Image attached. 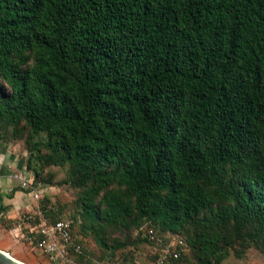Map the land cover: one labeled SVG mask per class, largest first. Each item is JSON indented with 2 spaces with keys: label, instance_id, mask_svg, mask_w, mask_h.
<instances>
[{
  "label": "trees",
  "instance_id": "obj_1",
  "mask_svg": "<svg viewBox=\"0 0 264 264\" xmlns=\"http://www.w3.org/2000/svg\"><path fill=\"white\" fill-rule=\"evenodd\" d=\"M19 140L35 183L66 169L75 211L46 214L75 219L81 259L153 246L146 222L183 240L170 264L264 254V0H0Z\"/></svg>",
  "mask_w": 264,
  "mask_h": 264
},
{
  "label": "built area",
  "instance_id": "obj_2",
  "mask_svg": "<svg viewBox=\"0 0 264 264\" xmlns=\"http://www.w3.org/2000/svg\"><path fill=\"white\" fill-rule=\"evenodd\" d=\"M11 177L18 189L27 191L36 201L41 199L40 184L34 182L31 173L20 170L13 172ZM50 209H53L51 205L38 203L32 211L19 215L15 223L22 232L23 241L31 250L43 252L52 264H95L80 258L82 244L76 238L75 219L67 216L52 221L46 214ZM139 230L156 250L150 264H170L171 259L180 256L184 244L181 238L161 237L149 222L144 223Z\"/></svg>",
  "mask_w": 264,
  "mask_h": 264
},
{
  "label": "rangeland",
  "instance_id": "obj_3",
  "mask_svg": "<svg viewBox=\"0 0 264 264\" xmlns=\"http://www.w3.org/2000/svg\"><path fill=\"white\" fill-rule=\"evenodd\" d=\"M11 143L20 144L21 150L23 149L25 151L27 157V150L22 140ZM24 170L27 171L26 169ZM43 170L45 173L52 174V184L49 186H43L41 199L47 201V204L51 205L53 209H61L65 216L73 213L76 208V191L68 184L62 182L66 176V169L51 165L45 167ZM135 234H137V231H135ZM8 236V233L0 227V248H5L11 253H15L17 252V245H15L16 242L11 236L10 239ZM39 251V249H35V253L38 255L41 254ZM155 251L156 250L152 245L139 243L118 251L110 260V264H150L154 258ZM28 258L31 262L35 263V257L33 254L29 253ZM28 258L25 257L24 259L27 260ZM221 264H264V254L255 249H251L240 258L230 254Z\"/></svg>",
  "mask_w": 264,
  "mask_h": 264
},
{
  "label": "crops",
  "instance_id": "obj_4",
  "mask_svg": "<svg viewBox=\"0 0 264 264\" xmlns=\"http://www.w3.org/2000/svg\"><path fill=\"white\" fill-rule=\"evenodd\" d=\"M25 157L26 153L21 150L20 144L0 141V227L8 233L9 239L12 237L17 243V252L0 249L27 264H52L43 252L39 251L41 254L38 255L35 250L29 249L21 238L22 232L16 227L15 222L21 213L32 211L38 203L41 204V199L34 200L27 191L18 189L12 180L13 172L26 169ZM40 188L43 189L41 184ZM29 253L34 255L35 263L28 258Z\"/></svg>",
  "mask_w": 264,
  "mask_h": 264
},
{
  "label": "water",
  "instance_id": "obj_5",
  "mask_svg": "<svg viewBox=\"0 0 264 264\" xmlns=\"http://www.w3.org/2000/svg\"><path fill=\"white\" fill-rule=\"evenodd\" d=\"M0 264H27L0 249Z\"/></svg>",
  "mask_w": 264,
  "mask_h": 264
}]
</instances>
